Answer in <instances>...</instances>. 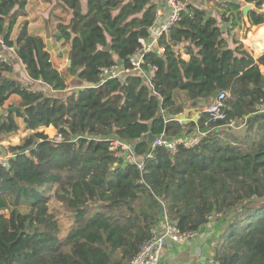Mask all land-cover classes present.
<instances>
[{
	"label": "trees",
	"instance_id": "16d2710c",
	"mask_svg": "<svg viewBox=\"0 0 264 264\" xmlns=\"http://www.w3.org/2000/svg\"><path fill=\"white\" fill-rule=\"evenodd\" d=\"M59 1L72 11L58 29L73 48V84L85 88L69 89L44 39L26 25L12 39L28 0H0L3 42L15 47L31 80L48 86L32 90L12 76L14 60L0 61V108L14 95L20 101L11 107L23 108L0 112V143L20 130L18 118L30 131L0 162V264H127L165 215L191 233L219 215L209 264H264V53L255 58L236 36L231 46L224 28L244 20L246 4L254 7L250 25L264 27V0H223V24L201 3L183 0L187 9L159 38L165 51L145 55V71L157 67L151 85L138 74L98 84L102 67L129 68L140 39L150 38L155 0H86V10L83 0ZM175 89L188 91L194 107L229 92L225 118L214 122L204 112L180 123ZM231 121H245L246 136L228 134ZM51 125L58 142L41 130ZM197 127L206 134L195 147L148 144L149 132L172 139ZM115 140L132 146L143 169L117 156Z\"/></svg>",
	"mask_w": 264,
	"mask_h": 264
},
{
	"label": "built area",
	"instance_id": "2783aa9c",
	"mask_svg": "<svg viewBox=\"0 0 264 264\" xmlns=\"http://www.w3.org/2000/svg\"><path fill=\"white\" fill-rule=\"evenodd\" d=\"M166 4L169 9L168 16L163 21H161L164 13L161 9L158 8L155 26L150 27L149 29L151 36L149 39H140L142 47L130 56L129 68L120 69L118 64H114L110 67H102L100 69L101 80L98 85H101L112 78H123L127 74H138L142 76L145 83L151 85L152 76L154 75V72L156 71L157 67L153 66L149 70V72L145 71V69L143 68V65L145 63V55L156 47L158 48L160 53H163L165 51L163 47H159L158 45L159 38L163 34L169 32L175 22H177V20L180 18L181 13L187 9L188 2L183 0H166ZM158 21H161L159 25H157ZM157 26L158 29L155 30L154 28ZM14 52H16L15 47L5 44L3 42L2 37L0 36V61L7 64H12L13 57L11 56V54ZM228 96L229 92L221 91L210 105L199 110L197 118L176 117L175 119L178 120L180 123L196 121L200 118L202 113L206 112L210 115L209 120L214 122L221 120L226 116L225 100ZM235 124L236 122L231 121L226 126L232 127ZM196 132L197 133H191L189 136H178L172 139L166 138L164 135H162L156 139V141L151 145V148L155 149L157 147H165L172 152H176L180 145H184L187 148L195 147L200 142L201 137L206 134L204 132H200L199 127L196 128ZM61 138V134L58 133L54 137H52V139L56 142L60 141ZM111 149L116 150L117 156L126 157V159L130 163H136L141 169H143L144 161L136 157V155L133 153V148L130 144L121 142L120 140H115L111 146ZM12 155L13 154L7 156L4 159L0 157V162L6 165V160ZM218 218L219 215H211L209 216L208 223L217 221ZM198 234L199 231L193 233L182 232L176 225L171 223V221L165 215L163 217V230L160 231L159 228L154 229L153 236L151 237V239H149L144 244V246L137 253V255L127 264H159L161 262L163 251L167 241L183 243L187 242L189 239L196 238Z\"/></svg>",
	"mask_w": 264,
	"mask_h": 264
},
{
	"label": "crops",
	"instance_id": "0c3cea01",
	"mask_svg": "<svg viewBox=\"0 0 264 264\" xmlns=\"http://www.w3.org/2000/svg\"><path fill=\"white\" fill-rule=\"evenodd\" d=\"M155 2H157L159 6L158 8L161 9L164 13L161 19V21H163L168 16V10H169L166 4V0H155ZM49 4H51L49 0H28L27 6H26L27 15L20 16L18 18L17 23L15 24V27H14V28L18 27V31L16 29L15 30L13 29L14 34L12 32V39L15 40L17 38L20 31L23 30L25 25L30 34L40 36V33L36 30V28L38 27V25L42 24V29L44 30L43 26H44L46 17L50 19L51 28H52V25L54 24V18H53L54 13L56 14L57 11L55 7L47 9V7H49ZM57 7L60 8V6H57ZM64 10L69 12V14L67 15V20H61V18H59L58 16L57 18H55L57 23L63 22L67 24L71 20L72 11L68 10V8L67 9L64 8ZM22 21H25L23 24L24 26L21 24ZM161 21H158L157 25H159ZM29 26L30 28H34L35 30H30ZM260 26L262 25H259L256 28ZM154 29L157 30L158 26L155 27ZM176 47L180 48L181 46L178 45ZM263 53H264V50L262 51L260 55H262ZM11 56L13 57L14 62H15V72L12 74V76L20 77L22 80L26 82L28 87L31 88L32 90H38L41 87H48L44 82L33 81L30 79L26 71L25 65L17 57L16 52L12 53ZM182 57L186 60H189L190 58V56L185 53ZM118 65L120 69H125V66H123L122 62H118ZM69 89H73V86H70ZM178 93L179 95L181 93L186 98L190 99L188 91L181 90V89H175L173 92V97L175 98V100H176V97L179 96ZM16 97H17V101L19 102L20 97L19 96H16ZM198 103L199 105L197 107L191 109L193 113H188L187 111L183 110V112L176 115L175 118L176 117L197 118L198 112L201 109L200 104L202 103V100L199 101ZM188 111H190V109ZM186 123H189V122H186ZM42 129H45V131H47V134H48L49 129L56 130V128L52 125L49 127H43ZM157 228H159V230L162 231L163 222H161V224L158 225ZM222 228H223L222 221L217 220V221L205 224L202 227V229L199 231V234L196 236V238L189 239L187 242L177 243L173 241H167L164 251H163L161 262L159 264H209L208 261H204L201 259L202 258V248L204 245L208 244L211 250L214 252V246L216 244V239L220 235Z\"/></svg>",
	"mask_w": 264,
	"mask_h": 264
},
{
	"label": "rangeland",
	"instance_id": "374dc122",
	"mask_svg": "<svg viewBox=\"0 0 264 264\" xmlns=\"http://www.w3.org/2000/svg\"><path fill=\"white\" fill-rule=\"evenodd\" d=\"M49 2L51 4H49V7H47V9L55 7L56 11H57L56 14L54 13V17H53L54 18V24L52 25L51 41H52L53 46H54V51L57 54V58H58L59 63H61L62 67L65 68V67H67L68 53H69V49H70L71 45H70V43H64L65 40L61 37L60 31L58 29L59 24L56 22L55 18H57L59 16V18H61V20H67V15L69 14V12L65 11L64 8H62V7H60V8L57 7V6H61V4H62V3H60L61 1L49 0ZM194 2L199 3V4L201 3L202 5H204L207 8V10L210 13L216 15L218 17L219 21L222 23V19H221L222 14L225 12V9H226V6L223 4L224 3L223 0H194ZM83 6H84V10H86V8H87L86 7L87 6L86 0H83ZM261 11H264V5H263V8L261 9ZM228 14H229V11H227L226 15H228ZM243 19H244L243 21H241L240 23H237L235 26L232 25V28H230L231 30L228 29L229 27H226V26L224 27L225 30L230 31V33H231V35L229 36L230 45L234 46V44L232 42L233 41L232 37L236 36L241 42H243L244 47L250 53H252L255 58H258L260 56V54L262 53V51L264 50V28L263 27L256 28L257 26H251L250 22L248 21V17H243ZM24 22L25 21H22L21 24L23 25ZM29 28H30V26H29ZM15 29L18 31V27L14 28V30ZM30 30H35V29L30 28ZM36 30L40 33V36L44 39V42L46 43L45 32L42 29V24L38 25ZM13 34H14V31H13ZM179 50L183 56L185 53L184 47L181 46ZM185 58H186V56H185ZM263 71H264V68H263ZM73 81H74V76H73V79L69 83L73 84ZM81 84H83V83H80L77 86H79ZM73 85H76V84H73ZM178 95H179V93H178ZM17 103H18L17 97L14 95L6 102L5 106L0 108V112L3 111L6 113L8 111V109L11 108V106L13 104H17ZM176 103L180 106H183L184 111H187L188 113H193L191 111V109H193L195 107L192 105V101L190 99L186 98L181 93L179 96L176 97ZM211 103H212L211 100H204L200 104V107L201 108L207 107ZM189 109H190V111H188ZM17 120H18L19 124L21 125L20 130L15 134L6 135L5 139H3L2 142L0 143V145L2 146V148L0 149V157L3 159L12 154V152L10 151V146L21 144L23 142V139L30 132V131L24 129V124H23V121L21 118H18ZM41 130L45 131V129H41ZM227 130H228V134H231V135L238 137V138H243L247 134V132H246L247 131V124L245 123V121H237L234 126L229 127ZM52 131L53 132L48 131V135L50 136V138L54 137L57 134V130L54 129ZM45 133H47V131H45Z\"/></svg>",
	"mask_w": 264,
	"mask_h": 264
},
{
	"label": "water",
	"instance_id": "95a60500",
	"mask_svg": "<svg viewBox=\"0 0 264 264\" xmlns=\"http://www.w3.org/2000/svg\"><path fill=\"white\" fill-rule=\"evenodd\" d=\"M253 8L254 7L251 4H246L245 6H243V8H242L243 17H248L249 11L252 10ZM43 28L45 31V40H46L45 50L50 53L51 62L53 64L54 68L63 74V76L67 82H70L73 79V75L71 74V71H70V67H71L72 60H73V48H72V46H70L69 53H68L67 67L63 68L61 63H59V61H58L57 54L54 51V46H53V43L51 41L52 28H51L50 19L48 17H46V19H45ZM105 49L110 50L111 45L109 44ZM72 86H73V90H75V89L77 90L79 88H85L87 86H90V84L85 82L81 86H77V85H75V86L72 85ZM16 110H23V108L20 106H15V107H11L8 109V111H16ZM156 139H157V136L154 135L152 132H149L148 144L152 145L156 141ZM161 209H163V206H161ZM201 259L204 261L211 262V263H213L215 260L214 252L211 250V248L208 244L204 245L202 248V258Z\"/></svg>",
	"mask_w": 264,
	"mask_h": 264
},
{
	"label": "bare ground",
	"instance_id": "6f19581e",
	"mask_svg": "<svg viewBox=\"0 0 264 264\" xmlns=\"http://www.w3.org/2000/svg\"><path fill=\"white\" fill-rule=\"evenodd\" d=\"M264 28V27H263Z\"/></svg>",
	"mask_w": 264,
	"mask_h": 264
}]
</instances>
